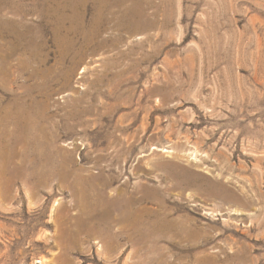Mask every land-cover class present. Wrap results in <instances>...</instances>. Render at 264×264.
Instances as JSON below:
<instances>
[{"label":"rangeland","instance_id":"rangeland-1","mask_svg":"<svg viewBox=\"0 0 264 264\" xmlns=\"http://www.w3.org/2000/svg\"><path fill=\"white\" fill-rule=\"evenodd\" d=\"M0 264H264V0H0Z\"/></svg>","mask_w":264,"mask_h":264}]
</instances>
